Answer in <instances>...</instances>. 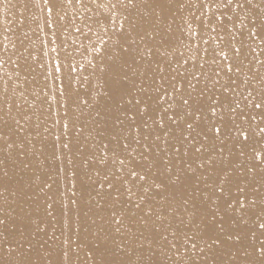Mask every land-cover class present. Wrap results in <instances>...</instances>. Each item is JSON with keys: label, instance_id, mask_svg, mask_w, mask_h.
<instances>
[{"label": "bare ground", "instance_id": "6f19581e", "mask_svg": "<svg viewBox=\"0 0 264 264\" xmlns=\"http://www.w3.org/2000/svg\"><path fill=\"white\" fill-rule=\"evenodd\" d=\"M262 95L264 0H0V264H261Z\"/></svg>", "mask_w": 264, "mask_h": 264}, {"label": "snow or ice", "instance_id": "6c2138e0", "mask_svg": "<svg viewBox=\"0 0 264 264\" xmlns=\"http://www.w3.org/2000/svg\"><path fill=\"white\" fill-rule=\"evenodd\" d=\"M125 0H117L118 4H122L124 3ZM229 2H231V0H229ZM127 5H132L134 3V0H126ZM117 5H113V7H116ZM232 52L234 53L235 57H238L241 54V50L239 48H233ZM220 56L227 59L228 58V53L225 52L223 49H221L220 51ZM219 71H225V74L227 73H232V72H240L241 68L239 65H235L234 63H229V64H225L223 69H219L217 71V75H219ZM230 79V85L231 84H235L236 81L232 80L231 77H229ZM245 84H247V81H244ZM230 85H222V92H223V100L220 101V106L223 107H227L228 111L231 113H235V108L231 107V104L233 103V101L231 100L230 96L228 95L229 91H230ZM175 88V85L173 86ZM189 87H193L191 84L189 85ZM233 92L235 91V89H231ZM201 96H203V93H201ZM182 105L183 106H187L189 108L192 109L191 113H185L186 116L189 117V119H191L192 117H195V119H200V117L198 115H196V113H199L202 111L203 107H204V101L202 99L196 98V99H188V98H183L182 97ZM252 107L254 109H258L261 110L262 114H264V95H262L261 99L259 102H252ZM146 110V109H145ZM209 110L215 114L216 112V108L209 106ZM168 119L173 120V122L175 123L177 119L179 120H184L183 116H180L179 113L175 114L174 117H168ZM252 119H255V117H252ZM194 120L192 122H189V120H184V123L186 125V128L189 130H194ZM160 126L162 127L164 124L163 119H161L159 121ZM64 127H67V125L65 124ZM143 127H148L147 124H144ZM138 130H139V126H138ZM212 131L214 134H220L222 131V128L220 126H213ZM165 135H169V133H165ZM205 138H207V134L205 133ZM248 137L245 135L244 139L246 140ZM145 141L148 140V136L144 137ZM156 139H159V137L157 136ZM137 143H139V140L137 141ZM65 148L68 147L67 144L64 145ZM125 148L128 147V145H124ZM144 147L146 148H150L151 145H144ZM197 152L200 151V149H196ZM221 152H223V149H221ZM141 159L147 163V166L150 168L153 166V162H148L149 161V156L147 154V152L142 153L141 154ZM120 165H124V160H119ZM139 167V166H138ZM223 170V169H221ZM143 172V174H141ZM129 177H136L139 180H145L148 176V173L146 171H144V169L141 167L140 170L138 171L136 168H133L131 170H129L128 173ZM111 186V185H110ZM237 188L240 192H243L244 189L240 188L239 184H237ZM221 191H223V189H221ZM239 202V201H238ZM73 203H75V201H73ZM262 212H264V209H262ZM257 227L261 230V235H264V216L261 217V222L257 225ZM259 252L261 254V256H264V244L261 245ZM66 255V254H65ZM261 264H264V261H261Z\"/></svg>", "mask_w": 264, "mask_h": 264}]
</instances>
